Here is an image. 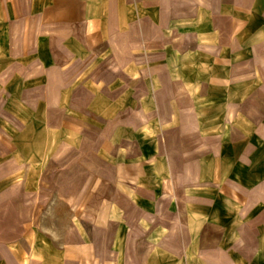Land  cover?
Here are the masks:
<instances>
[{
  "label": "rangeland",
  "instance_id": "1",
  "mask_svg": "<svg viewBox=\"0 0 264 264\" xmlns=\"http://www.w3.org/2000/svg\"><path fill=\"white\" fill-rule=\"evenodd\" d=\"M17 1L0 264H264V41L193 0Z\"/></svg>",
  "mask_w": 264,
  "mask_h": 264
},
{
  "label": "crops",
  "instance_id": "2",
  "mask_svg": "<svg viewBox=\"0 0 264 264\" xmlns=\"http://www.w3.org/2000/svg\"><path fill=\"white\" fill-rule=\"evenodd\" d=\"M181 1L184 3V0ZM193 1L199 7L202 5L205 7L209 14V20L214 23L220 35L229 36L232 39L237 38L235 42L240 41V48L243 50L246 47L247 50H252L249 45L256 43L258 60L260 59V41H264V0ZM11 2L13 3L15 0L0 1L2 4ZM37 43L38 41H36ZM237 46L238 44L234 45L233 42H229L226 44V49L233 51L234 47Z\"/></svg>",
  "mask_w": 264,
  "mask_h": 264
},
{
  "label": "bare ground",
  "instance_id": "3",
  "mask_svg": "<svg viewBox=\"0 0 264 264\" xmlns=\"http://www.w3.org/2000/svg\"><path fill=\"white\" fill-rule=\"evenodd\" d=\"M183 31H186V29H183ZM147 130H148V128H147ZM118 239H119V237L116 239V243H115L116 246L119 244V240ZM24 262L26 264V260Z\"/></svg>",
  "mask_w": 264,
  "mask_h": 264
}]
</instances>
